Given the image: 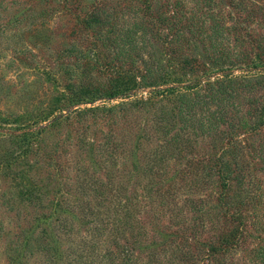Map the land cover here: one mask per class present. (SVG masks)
I'll use <instances>...</instances> for the list:
<instances>
[{"label": "rangeland", "instance_id": "374dc122", "mask_svg": "<svg viewBox=\"0 0 264 264\" xmlns=\"http://www.w3.org/2000/svg\"><path fill=\"white\" fill-rule=\"evenodd\" d=\"M78 2L0 0V264H66L68 250L77 248L83 239L93 242L91 224L83 223L77 205L99 201L95 192L88 191L91 183L87 180L106 179L109 172L114 173L119 189L137 193L147 210L162 217L165 230L154 225L153 239L158 241L161 237L169 239L171 231L198 221V213L187 206V199L203 201L202 224L196 226L198 230L194 227L185 234L195 255L194 263L185 264H264V124L257 126L256 131L251 127L257 120L264 121V116L257 113L264 108V86L245 91L240 88L245 85L244 79L264 76V56L257 49L264 42V0H84L88 4L84 6ZM92 11L102 21L107 19L109 23L105 22L103 27L114 26L112 38L118 40L111 43L106 40L105 28L93 34L83 23L87 18L83 14ZM134 30L141 40L140 55L132 54L135 61L131 64V58L118 60L116 51L119 47L130 48L125 41ZM241 50H247L246 64L224 66L229 60L219 51H229V56L238 60ZM213 55L221 60L222 66L212 64L209 58ZM198 61L205 63V68L198 69ZM145 63L162 78L168 77L166 82L162 78L159 81L164 83L163 88L172 80L181 81L176 84L177 92L152 95V90L138 84L128 91L129 101L148 99L143 111L136 108L126 113L114 111L111 117L109 113L88 111L95 107H117L127 100L110 98L105 90L95 92L97 83L106 82L117 88L124 87L125 81L141 82L139 76L145 72ZM191 63L195 64V70L185 68ZM205 71H213L211 77H204ZM196 78L204 83L235 80L233 86L241 93L240 113L256 107L249 116V124L235 128L224 124L218 131L236 135L240 141L238 152L225 155L232 162L233 171L245 175L240 192L236 191L235 181H231L230 190H225L219 166L213 167L215 182L202 190L192 191L181 181L188 160L210 161L222 153L228 140L213 148L211 133L201 138L192 132L193 145L182 150L178 159L162 162L168 169L167 178L163 181L157 178L149 186L154 176L148 172L147 156L161 145L162 139L156 136L147 139L144 126L145 132H151L152 115L168 107V132H179L183 121L173 103L179 91L192 99L197 95L200 87H190ZM82 90L84 100L75 104L70 97ZM91 98L95 100L89 102ZM62 104L67 108L61 109ZM81 111L87 112L80 116ZM55 120L60 123L55 125ZM42 129L46 131L40 132ZM28 132L34 133L25 135ZM108 132L121 144L112 156L101 154ZM256 148L259 150L255 151ZM190 178L187 176L186 180ZM157 189L168 190L169 199L172 196L176 206L185 210L170 218L171 214L163 210L165 201L156 196ZM224 194L232 203L228 213L223 208H214ZM238 201L245 204L239 210L243 218L231 215ZM56 203L70 206L74 212L63 209L59 214V208L54 207ZM57 216H61L60 222L74 227L72 235L53 229ZM153 223L152 220L146 225ZM44 232L53 236L48 235L45 241ZM104 240L102 237L98 241L105 245ZM227 243L229 249L222 248ZM103 246L98 252L88 248L90 257H94L92 263L104 264L98 256L104 252ZM211 246L216 249L214 254L210 252ZM15 247H19V255L10 261L14 255H9L10 249ZM174 261L176 264L177 260Z\"/></svg>", "mask_w": 264, "mask_h": 264}, {"label": "trees", "instance_id": "16d2710c", "mask_svg": "<svg viewBox=\"0 0 264 264\" xmlns=\"http://www.w3.org/2000/svg\"><path fill=\"white\" fill-rule=\"evenodd\" d=\"M83 2L84 0H79L78 3L82 6L88 5L87 3ZM83 15L87 17L84 18L86 20L83 23L91 29L93 34H97L99 33V31H102L103 28H105L104 34H107V41L114 43V40H118V37H116L115 39L112 38V35L115 32L113 25H108L109 29L103 27L105 26V22L106 24L109 23L108 21H106L107 19H104V21H102V19L99 18V16L94 11L89 13L86 12ZM137 34L138 31L134 30L130 39L125 41V43L129 44L130 48H128V50L121 47L118 48V50L116 51L118 60H123L125 58L130 59L132 54L134 53L140 55L138 46L141 40H139ZM257 49L259 50V54L264 56V42L259 44V47ZM240 53L242 54V56L236 57L238 60H234L233 57L229 56V51L222 53L219 51V54L223 56V58H228L227 60H229V62L224 65L228 68L231 66H236L238 64H240L239 66H243L244 64H246V62H248L245 58L248 56L247 50H241ZM209 60H213L212 64H214L215 67L222 66L221 60L216 59L214 55L212 58H209ZM134 61L135 60L131 58V64H134ZM126 62H129V60H127ZM184 66L185 68H188L190 70H195V68L193 67L195 66L194 63L189 64V66L187 67L186 65ZM198 66H200L198 67V69H203L205 68V63H201L198 61ZM144 67L145 72L139 76L142 83L139 81H133V83H128L125 81L124 83V80H121L122 83L125 84V86H118L117 88H114L108 86L106 82L99 81L97 83L98 86L95 92L105 90V92H108V97L110 98L123 97L127 100L121 101V103H119L117 107H95L88 111H100L109 113L110 117L115 113L114 111H123L124 113H126V111L130 110L131 108H136L139 111H143L142 107L146 105V103H149L148 99L145 100L141 98L135 99L134 101H129L131 98V94H129V92L134 89L133 86H137L138 84H141L142 86H145L152 90V95L165 94L166 92H177L176 84H181V81L176 82L175 80H172V82H170L168 86L163 88L164 83L161 84L159 83V81L163 79L164 82H166L168 77L162 78L163 75H161L155 69L151 68L148 63H145ZM222 68L223 67H221V71L224 70ZM212 73L213 71H205V74H203V76L211 77ZM244 80L245 85L243 87L240 86L243 91H245L246 88H255L257 85L264 86V76H257L253 80ZM202 83L204 82H202L199 78H196L193 83L194 85H190L192 89H197L198 87H200V90L196 93L197 95H195L193 99L189 98L182 91H179L177 93V101L173 103L175 104V106L173 107L177 109V111L179 112V116L183 121V127L179 129V132H168L170 130L167 129L168 118H170L169 111L167 110L168 107L156 110L157 115H152V117H154V121L152 122L153 126H149L151 132H145L146 125L144 126V136H146L147 139L153 138L154 136H156V139L158 140L162 139L161 145L154 151H150L147 156V158L149 159V162L147 164L148 172L154 176L150 180L149 186H152L154 184L153 180L157 178L159 179V181H163L167 178L168 169L167 166L163 165L162 162L165 159H178L182 150L191 147L193 145L191 133L193 132L194 135L201 138L207 137L210 133L213 134L211 135L213 136L212 141H210V145L213 148H216L219 145V142H221L222 140H228V143L222 148V153L216 155L214 158H211V160L213 159L214 161L213 164H211V160L209 161V158L207 160L201 159L198 161L188 160V164L182 169L181 181H184L186 186H188L192 191L193 188L202 190L205 186L211 184V182H215L213 181V167L219 166L217 170L225 190L228 191L231 189V181H235L238 184L236 191H239V189L242 187L241 185L244 183L243 179L245 178V175L242 173V171H233V169L235 168H233L232 162L230 163L225 156L230 151L238 152L237 150L238 146L240 145V141L238 140V137L236 135H231L224 131H218L220 130L221 125L224 124H227L231 128L249 124V116L253 115V110H255L256 107L248 109L243 114L240 113L241 109L239 107L242 106V103L239 101V96L241 97V93L240 90L234 88L233 86L235 80L223 79L221 81L217 80L214 83H211L210 80H207V83ZM87 84L90 83L88 82ZM204 89L209 90L208 93L204 94L202 92L204 91ZM83 94V90L73 92L70 100L75 104L82 103V101L84 100ZM86 94L89 93L87 92ZM94 100L95 98H91L89 99V102H93ZM172 100L174 99L172 98ZM211 105H214L215 108L211 109ZM60 108L64 110L65 108H67V106L62 104ZM86 112L87 111H81L78 113V115L83 116ZM257 113L260 117H263L264 108ZM55 118L58 119V117ZM57 121L55 122V125L60 123ZM261 124H264L263 119L255 121V124L251 126L253 131L258 130L257 126ZM187 129L189 130L188 132ZM41 131L44 132L46 130L42 129L40 130V132ZM33 133L34 132H28L25 135H30ZM13 134L14 133L10 134V137H13ZM107 134L109 137L106 140L104 147L101 149V154L112 156L117 152V150H119L121 144L115 140L113 135L110 136L109 132ZM123 145H125V142L124 144H122V146ZM256 150L259 149L256 148L255 151ZM255 151L253 152L254 155L257 153ZM237 157L238 156H236L234 159V164L236 167L239 164V159H237ZM187 176H191V178L186 180ZM115 179L116 178L114 176V173L109 172L107 173L106 179L97 177L87 180L88 183H91V185H88V191L91 193L95 192V194L99 197V201L97 203L85 201L78 204L77 208L78 212H81L83 214V223L91 224L89 227V231L95 236V239L93 242H88L83 239L80 241V243H78L77 248L68 250L67 255L69 257V261L66 264H94L92 263L94 262V257H90L91 253L88 252V248L97 251L100 246L104 245L100 243L101 241H98L102 237H105L104 241L106 244L103 246L104 249H102V251L104 250V252L100 253L98 256L101 257L104 264H138L140 261L143 262L141 264H167L168 262H171V264H175L174 260H177L176 264H183V262L184 264L185 262L194 263L192 259H194L195 255L190 250L191 246L189 244V237L185 234L189 229H193L194 227L197 229L196 226L202 224L201 216L204 212L203 201L196 199H187V206L192 209L195 214L198 213V221H195L193 224L189 222L188 224L183 225L182 228H179L174 232L171 231V238L168 239L166 237H161L160 241H158L156 239H153V237L156 236L154 225H157L161 230H165L166 227L164 226V224H161L162 217L159 216L156 212L147 210L145 206L142 205L137 193L128 194L126 190L119 189V187L116 186L117 183H115ZM166 194H169L168 190L158 191L157 189L156 196L165 201L164 204H162L164 206L163 210L171 214L170 218L176 217L182 210L185 209L182 208L181 210L180 207L176 206L174 200L171 199L172 196L169 199ZM222 197L218 200V204H216L214 208H223V211H225V213H228V209L230 208V205L232 203H229V198H226L225 194L224 197ZM235 206H237V209L235 210V212H231V215H236L240 218H243L242 212L239 210L244 209V202L238 201ZM54 207L55 210L59 208V214L64 212L63 209H68L70 210V212H74L72 207H66V205H61L60 203H56ZM138 215H143V218ZM225 215L228 216V214ZM184 218L185 217H183V219ZM146 219L148 221H146ZM152 220L154 222L153 225L147 226L146 223ZM60 221L61 216H57L56 220L52 223L53 229H57V231L64 230L67 235H72L74 233V227L72 225H69L70 223L68 222ZM45 233V241L48 235H50L49 238L53 236V234L51 235L47 232H44V234ZM229 247L230 243H227L225 247L222 248L229 249ZM10 250L11 252L9 253V255L14 254L13 256H10L12 258V260L10 261H13L19 255V247H15ZM214 250L216 249L211 246V254H214Z\"/></svg>", "mask_w": 264, "mask_h": 264}]
</instances>
